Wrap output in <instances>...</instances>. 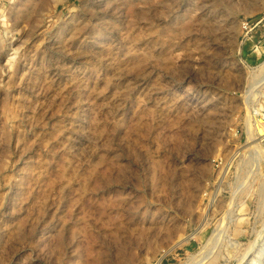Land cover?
I'll list each match as a JSON object with an SVG mask.
<instances>
[{
    "label": "rangeland",
    "instance_id": "1",
    "mask_svg": "<svg viewBox=\"0 0 264 264\" xmlns=\"http://www.w3.org/2000/svg\"><path fill=\"white\" fill-rule=\"evenodd\" d=\"M263 94L264 0H0V264H264Z\"/></svg>",
    "mask_w": 264,
    "mask_h": 264
},
{
    "label": "built area",
    "instance_id": "2",
    "mask_svg": "<svg viewBox=\"0 0 264 264\" xmlns=\"http://www.w3.org/2000/svg\"><path fill=\"white\" fill-rule=\"evenodd\" d=\"M244 28L248 29L247 25L244 26ZM252 109L255 118L264 123V97H261V99L258 100V103L255 106H253Z\"/></svg>",
    "mask_w": 264,
    "mask_h": 264
},
{
    "label": "bare ground",
    "instance_id": "3",
    "mask_svg": "<svg viewBox=\"0 0 264 264\" xmlns=\"http://www.w3.org/2000/svg\"><path fill=\"white\" fill-rule=\"evenodd\" d=\"M263 82V81H262ZM257 93V92H256ZM252 134V133H251ZM251 134H250V136H251ZM261 137H264V132L261 134ZM252 261V264H255V260H251Z\"/></svg>",
    "mask_w": 264,
    "mask_h": 264
}]
</instances>
